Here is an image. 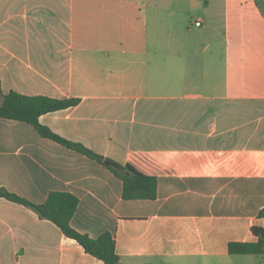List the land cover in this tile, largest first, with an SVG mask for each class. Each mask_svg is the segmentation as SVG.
Wrapping results in <instances>:
<instances>
[{
	"label": "crops",
	"instance_id": "0c3cea01",
	"mask_svg": "<svg viewBox=\"0 0 264 264\" xmlns=\"http://www.w3.org/2000/svg\"><path fill=\"white\" fill-rule=\"evenodd\" d=\"M200 23L199 27L194 22ZM78 99L38 122L155 177L154 200L0 118V188L78 199L70 226L122 264H264V0H0V103ZM0 264H104L0 198Z\"/></svg>",
	"mask_w": 264,
	"mask_h": 264
},
{
	"label": "trees",
	"instance_id": "16d2710c",
	"mask_svg": "<svg viewBox=\"0 0 264 264\" xmlns=\"http://www.w3.org/2000/svg\"><path fill=\"white\" fill-rule=\"evenodd\" d=\"M78 102V99L25 96L11 91L3 96L0 103V118L30 124L41 137L104 165L122 181L123 200H154L157 187L155 177L140 173L130 164L116 163L90 151L79 143L63 139L38 122L41 115L73 107ZM0 198L29 208L40 218L52 222L67 238L77 242L85 253L101 260L104 264H122L115 252V242L111 234L103 233L96 239H92L85 234L78 233L70 226L71 218L78 206V199L74 195L51 191L47 194L44 203L34 204L0 188ZM259 216L264 217V210ZM251 230L259 242L264 244V229L253 227Z\"/></svg>",
	"mask_w": 264,
	"mask_h": 264
},
{
	"label": "built area",
	"instance_id": "2783aa9c",
	"mask_svg": "<svg viewBox=\"0 0 264 264\" xmlns=\"http://www.w3.org/2000/svg\"><path fill=\"white\" fill-rule=\"evenodd\" d=\"M194 26L195 27H199L200 26V23L198 21L194 22Z\"/></svg>",
	"mask_w": 264,
	"mask_h": 264
}]
</instances>
